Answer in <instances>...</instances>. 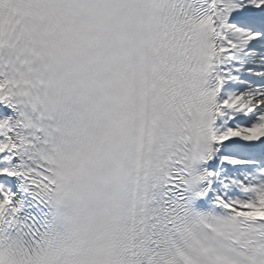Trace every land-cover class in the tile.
Instances as JSON below:
<instances>
[{"label": "snow or ice", "instance_id": "snow-or-ice-1", "mask_svg": "<svg viewBox=\"0 0 264 264\" xmlns=\"http://www.w3.org/2000/svg\"><path fill=\"white\" fill-rule=\"evenodd\" d=\"M0 264H264V0H0Z\"/></svg>", "mask_w": 264, "mask_h": 264}]
</instances>
